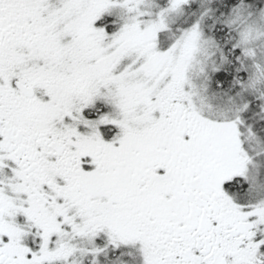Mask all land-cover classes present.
<instances>
[{
  "label": "snow or ice",
  "instance_id": "snow-or-ice-1",
  "mask_svg": "<svg viewBox=\"0 0 264 264\" xmlns=\"http://www.w3.org/2000/svg\"><path fill=\"white\" fill-rule=\"evenodd\" d=\"M0 264H264V0H0Z\"/></svg>",
  "mask_w": 264,
  "mask_h": 264
}]
</instances>
